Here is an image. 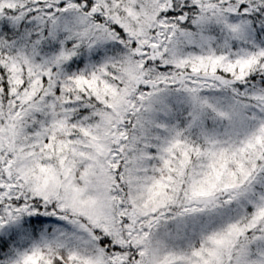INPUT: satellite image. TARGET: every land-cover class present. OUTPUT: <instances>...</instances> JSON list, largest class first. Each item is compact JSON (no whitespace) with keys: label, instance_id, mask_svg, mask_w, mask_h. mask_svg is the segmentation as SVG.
Here are the masks:
<instances>
[{"label":"snow or ice","instance_id":"6c2138e0","mask_svg":"<svg viewBox=\"0 0 264 264\" xmlns=\"http://www.w3.org/2000/svg\"><path fill=\"white\" fill-rule=\"evenodd\" d=\"M0 264H264V0H0Z\"/></svg>","mask_w":264,"mask_h":264}]
</instances>
